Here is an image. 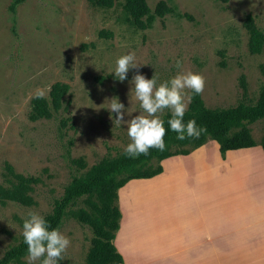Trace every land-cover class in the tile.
Returning a JSON list of instances; mask_svg holds the SVG:
<instances>
[{
	"label": "rangeland",
	"instance_id": "obj_1",
	"mask_svg": "<svg viewBox=\"0 0 264 264\" xmlns=\"http://www.w3.org/2000/svg\"><path fill=\"white\" fill-rule=\"evenodd\" d=\"M146 1L153 9L159 0ZM165 1L191 18L168 13L138 29L126 21L122 0L109 8L86 0H25L14 13L11 0H0V183L7 184L6 163L17 173L39 178L31 192L34 204H0V257L22 236V218L29 211L49 214L73 176L102 158L116 157L130 142L126 125L117 124L108 110L116 97L125 106V120L131 118L127 111L133 116L142 111L131 84L137 70L130 68L122 82L112 73L118 56L134 53L141 63L138 71L158 83L180 71L200 73L208 108L257 100L264 87V53L248 51L243 21L251 14L264 29V0ZM55 82L69 85L67 109L30 120L32 97L37 92L48 97ZM247 127L262 147L264 118ZM80 157L83 168L73 162ZM79 208L90 212L84 198L77 200L59 228L70 240L59 264H85L93 232L75 217ZM21 260L28 264V254Z\"/></svg>",
	"mask_w": 264,
	"mask_h": 264
},
{
	"label": "crops",
	"instance_id": "obj_2",
	"mask_svg": "<svg viewBox=\"0 0 264 264\" xmlns=\"http://www.w3.org/2000/svg\"><path fill=\"white\" fill-rule=\"evenodd\" d=\"M210 141L118 188L120 264H264V150Z\"/></svg>",
	"mask_w": 264,
	"mask_h": 264
},
{
	"label": "trees",
	"instance_id": "obj_3",
	"mask_svg": "<svg viewBox=\"0 0 264 264\" xmlns=\"http://www.w3.org/2000/svg\"><path fill=\"white\" fill-rule=\"evenodd\" d=\"M25 0H11L9 10L14 13L17 6ZM94 6L109 8L115 0H86ZM227 1V0H222ZM122 8L126 21L135 28H149L157 17L168 13H177L175 7L165 0H159L151 9L146 0H122ZM181 16L191 18L186 13ZM243 26L248 33L247 48L251 54L264 53V29L257 27L251 14H247ZM102 36H111V32L100 31ZM244 86L243 78L241 79ZM69 90L65 82H55L51 85L48 97L40 99L32 97L28 118L32 121L41 118H50L59 109H67L64 96ZM191 97L184 115L185 123L195 119L197 126L206 129L198 138L186 137L177 139V134L170 129L167 121L171 113L164 117L166 148L164 151L150 149L147 155L129 157L122 151L116 157H105L91 165L82 175H75L66 185L62 195L53 201L52 211L44 216L49 229H59L69 208L77 200L84 198L90 212L79 208L75 217L89 225L93 236L86 255L85 264H120L122 255L117 251L113 239L119 227L120 210L116 203L117 190L130 179L148 178L162 171L160 161L176 154H188L191 150L201 146L209 140L218 145L221 155L227 150L249 148L257 145L247 124L264 118V87L259 91L257 100L253 104L238 103L230 107L208 108L204 105L200 94L189 91ZM264 150V144L262 145ZM155 161L156 165L151 162ZM80 167H85L83 158L73 159ZM5 180L0 183V204L6 201L17 202L30 206L34 204L31 195L33 185L39 178L15 172L13 166L5 164ZM27 246L23 236L10 246L0 257V264H25L21 258L27 255ZM60 262H58L59 264Z\"/></svg>",
	"mask_w": 264,
	"mask_h": 264
},
{
	"label": "clouds",
	"instance_id": "obj_4",
	"mask_svg": "<svg viewBox=\"0 0 264 264\" xmlns=\"http://www.w3.org/2000/svg\"><path fill=\"white\" fill-rule=\"evenodd\" d=\"M140 65L135 54L128 52L116 58L112 72L122 82L127 79L130 68L137 70L132 76L131 84L142 111L134 116L131 115L132 112L127 111L131 118L125 120V106L118 98L113 97L108 106L109 112L115 113V122L126 125L130 142L124 148L125 154L135 158L139 155H147L150 149L165 150L166 129L161 118L165 110L171 113L167 123L177 134V139L198 138L201 133L206 132L205 128L197 126L195 119H189L186 123L183 119L191 100L190 96H185V90L195 94L202 93L205 85L204 77L200 73L187 70L180 71L169 80L158 83L156 77L152 76L148 79L141 74L138 71ZM176 67L181 68L180 60L176 61ZM42 97L43 93H36L37 99ZM22 220V236L27 246L28 264H35L41 258H43L42 264H58L64 259L63 253L70 244L66 235L59 229H49L44 217L34 211H29Z\"/></svg>",
	"mask_w": 264,
	"mask_h": 264
},
{
	"label": "bare ground",
	"instance_id": "obj_5",
	"mask_svg": "<svg viewBox=\"0 0 264 264\" xmlns=\"http://www.w3.org/2000/svg\"><path fill=\"white\" fill-rule=\"evenodd\" d=\"M213 179H214V178H213ZM213 181H214V180H213ZM214 183H216V182H214ZM214 183H213V184H214ZM220 183H221V182H220ZM217 184H218V183H217ZM157 193H158V192H157ZM121 223H122V222H121ZM121 235H122V234H121ZM120 237H121V236H120ZM122 238H123V237H122ZM119 240H120V239H119ZM122 241H123V240H122ZM237 262H238V261H237ZM263 263H264V262H263Z\"/></svg>",
	"mask_w": 264,
	"mask_h": 264
}]
</instances>
